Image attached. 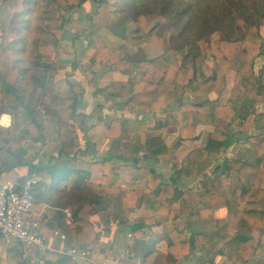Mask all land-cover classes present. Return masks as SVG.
I'll use <instances>...</instances> for the list:
<instances>
[{
	"label": "trees",
	"instance_id": "trees-1",
	"mask_svg": "<svg viewBox=\"0 0 264 264\" xmlns=\"http://www.w3.org/2000/svg\"><path fill=\"white\" fill-rule=\"evenodd\" d=\"M3 1L17 11L23 8L25 2ZM106 8L107 3L101 2L96 14L106 17ZM44 22L42 29L52 39L39 40L34 62L37 68L51 76L57 69L55 56L63 40L67 20L62 15L47 16ZM86 40L82 55L105 68L103 77L111 78L114 73L129 76L133 90L130 97L119 104L121 110L156 113L176 102H183L184 98L194 97L193 101L181 103L180 108L156 117L157 128H180L178 141L169 146L156 140L142 144L122 138V133L127 129L126 119L114 120L110 126L93 125L87 134L88 144L100 150L107 139L114 138L119 153L116 157L121 163L113 164L114 158L105 157L86 160L84 165L79 159L80 138L72 123L80 114L78 99L70 95V91L80 94L82 87L69 79L47 85L44 79L39 88L32 90L26 102L18 87L20 78L27 70L17 65L19 53L22 52L0 41V80L3 85L0 88V116L5 111L12 115L7 134L18 146L11 158L9 148L5 143H0V174L18 166L28 167L30 175L48 171L49 177L37 175L35 192L43 183L55 188L51 205L56 209L74 206L85 198L94 202L97 195L90 183L104 184V193L111 194L116 191L124 175L135 180L147 178L151 191L142 197L132 227L138 238L147 236L143 230L156 223L153 217L158 213H169L171 219L175 220L181 210L198 212L202 220H214L217 234L232 245L229 253L232 263L248 264L257 253L264 233V163L257 166L245 160L225 158L213 173L200 179L202 190L198 193L194 189L183 190L175 183L165 181L163 174L151 166V162L169 156L171 172L177 180L196 179L200 174V164L212 152L210 142H200L194 147L186 145L188 140L199 139L198 126H213L212 138L225 150L234 142V131L248 138L252 130H264V113H259L255 107L264 90L256 70L257 60L264 56V37L259 25L249 23L247 30L237 39L202 38L181 64L174 62L167 54L132 59L121 48L107 46L95 31H90ZM210 58L212 64L208 62ZM226 89H230V95L225 104H214L209 99L214 91ZM29 123L42 132L39 137H34L35 141L48 143V149L54 152L44 165L33 161L32 151L25 147L26 135L30 133L27 129ZM256 152L264 161V139L257 143ZM70 178L72 186L67 188ZM201 199L206 205L198 209ZM44 200L43 197L36 200L37 209ZM175 200H179V209L172 208ZM220 208L227 209L226 217H215L216 210ZM55 212L61 217L59 211L51 209L43 219L42 232L45 235L51 233L49 222ZM97 238L94 226L88 224L77 230L75 241L93 250ZM206 238L199 232L188 235L174 225L169 226V249L181 259H188ZM60 259L65 264H72V258Z\"/></svg>",
	"mask_w": 264,
	"mask_h": 264
},
{
	"label": "crops",
	"instance_id": "crops-1",
	"mask_svg": "<svg viewBox=\"0 0 264 264\" xmlns=\"http://www.w3.org/2000/svg\"><path fill=\"white\" fill-rule=\"evenodd\" d=\"M0 41H3L5 44L13 48L20 49L21 52L24 51V49H22L20 46H13L14 43L11 42V39H0ZM75 46L78 49V44ZM82 52L83 51L79 53L82 54ZM81 64L82 66H80V68H75V63H72V67L64 70L62 69V72L60 73L57 72L58 75H65L66 70L68 74L65 76L71 80L72 83L81 86L83 89V92L80 94L70 91V95L77 97L78 99L80 114L72 120V123L75 125L79 137L80 134L78 131V125H76L78 123L81 124V129H83L85 135H87L93 125L110 126L114 120L126 119L127 129L122 133V138L131 139L142 144L156 140L159 142H165L169 146H173L178 141L180 128L177 126L157 128L155 127L156 117L165 114L171 109L180 108L181 103L183 102L193 101V96L184 98L182 100L183 102H176L170 108L160 110L156 113H129L125 110H121L119 106V104L127 100L132 93L133 86L129 76L121 73H114L111 78H105L102 76L105 68L101 70L102 66L99 63H93L90 60H84ZM86 64L90 65L88 66ZM83 66L89 68L83 70ZM91 73H93L96 77V82L91 81ZM43 74H45V78L47 80L49 77H51L50 73L44 72ZM25 77L27 78L26 73L20 79ZM50 80L48 81L47 85H54L57 82L53 79ZM111 84H117L118 87L120 86L119 89L128 88L129 91L127 94L120 92L117 93L116 91H113V87L108 89L109 85ZM2 86L3 85L0 80V88ZM18 87L23 94L24 100L28 102L33 89L28 85V89L25 87V91L20 88L19 84ZM180 89L181 87L179 90ZM105 91L106 93H110L112 97L107 99L108 101L105 103L104 109L102 108V113L100 112V114L97 113L98 115H96L94 112L96 110V106H91V98L95 99L97 97L98 99L101 95L104 96L103 92ZM226 92L228 91L216 90L209 95V99L214 104H225L229 98L230 92H228V96L224 101H217L216 103L215 100L219 99V96ZM180 94L182 95V91H179V97H181ZM124 95L127 96L125 98H120ZM109 106V109H105ZM11 124L12 115L7 111L3 112L0 116V143H5L6 146H9L8 150L11 152L10 157L12 158V155L18 146L8 137L7 134V130ZM135 124L139 126L137 130L133 128ZM28 125L30 126L27 129L32 132L34 124L29 123ZM214 130L215 128L213 126L200 125L197 129V135L199 136V139L188 140L185 142L189 147H194L200 142H210L212 152L209 158L200 164V174L198 178L182 181L177 180L171 172V161L169 156H165L159 160H153L151 162V166L163 174L165 181L173 182L176 184V186H179L183 190L191 188L196 190L198 193H201L202 189L200 186V179L213 173L216 169V166L221 164V161L225 158L245 160L257 166L263 165V159L256 152V145L264 139V130H252L250 132L251 136L248 138L240 136L234 131L233 133L236 135L234 142L226 150L219 147L217 141L212 138ZM172 134L174 136L171 139ZM25 147L31 150V148L28 146L27 139L25 140ZM80 148H82L81 145ZM86 151H89L92 155L87 159V161L111 157L114 158L112 161L113 164L121 163V161L116 157L119 153L115 146L114 138L107 139L100 150H96L94 147L87 144ZM53 154L54 152H49V156ZM80 154L81 153H79V156ZM64 158L66 159V157ZM17 170H20V172L16 173ZM28 176L31 175L29 174L28 167L26 166H18L8 169L7 171L0 174V187L7 180L12 179L15 181H24ZM91 185H93L95 194L97 195L94 202H91V204L83 209L82 207H79L78 209L66 207L71 208L74 212V222L72 224H68L65 221L62 210L66 208H54L51 204H49L50 200L47 198H44L45 200L43 205H39V209L37 210L41 212L44 208L48 207V211L51 209L60 211L61 217L63 216V221L60 219L61 217L57 216L56 212L50 217L49 224L51 232L53 229L59 228L62 231L68 233L72 242L75 244H83L82 242L76 243L75 241L77 230L84 228L88 224H92L95 228V231L98 233L95 247L92 250L93 258L99 264H135L137 260H142L143 264H233L229 258L232 245L225 242L223 237L217 234V227L214 220H202L198 212L192 213L181 210L180 216L175 220L171 219V214L169 213H158L153 217L156 223L146 226L143 230L147 236L144 238H138L132 230V227L137 219L138 207L142 197L149 194L151 191L147 178L135 180L130 176L124 175L118 182L116 191L112 192L111 194L104 193V184L91 183ZM205 205L206 202L201 199L198 203V209L205 207ZM98 206H100L101 211ZM172 208H180L179 200L173 201ZM104 212H106L105 215L103 214ZM100 214H102V216L104 215L105 221L98 223V219L96 218L97 216H100ZM227 214L228 211L226 208H220L216 210L215 217L224 218L227 216ZM170 225H174L179 230H184L188 235L199 232L206 235L207 238L205 242L199 246V248L194 250L188 259H181L178 255L173 254L169 249ZM68 227L70 229L66 230ZM76 227V230H72ZM24 253L28 254L27 260L23 259ZM0 264H65V262L55 256L41 254L34 248L29 249L18 241L9 239L0 234ZM72 264L84 263L72 260ZM248 264H264V233L262 235L261 244L257 253L251 258Z\"/></svg>",
	"mask_w": 264,
	"mask_h": 264
},
{
	"label": "rangeland",
	"instance_id": "rangeland-1",
	"mask_svg": "<svg viewBox=\"0 0 264 264\" xmlns=\"http://www.w3.org/2000/svg\"><path fill=\"white\" fill-rule=\"evenodd\" d=\"M101 2L107 3L108 15L106 17L96 14V8ZM60 15L64 16L67 22L63 40L59 43L55 56L58 69L52 72L47 80L43 74L44 71L35 66L34 53L40 39H52L51 35L42 29L45 23L44 18ZM249 23L258 24L264 37V0H25L20 11L10 8L4 4L3 0H0V39H11L13 46H20L24 49L22 53H19L17 61L19 67L27 69V78L19 81L23 91L26 90L27 85L32 89L39 88L44 78L47 83L50 79L57 82L68 79L65 76L68 74L66 70L65 75H58L57 72L60 73L62 69L72 67V63H75V68H80L84 60H90L79 53L86 47V39L90 31H95L107 46L121 48L132 59L152 58L167 54L174 62L181 64L200 39H237L247 30ZM76 44H78V49ZM208 62L213 63L211 58ZM83 67V70L89 68ZM102 69H104L103 66ZM256 70L264 87V56L257 60ZM90 79L95 81L96 77L93 73ZM111 87L117 93L127 94L129 91L128 88L119 89L120 86L118 87L117 84L109 85L108 89ZM129 89L131 90L130 87ZM226 91L230 92V89ZM228 92L221 94L215 102L224 101ZM105 93L106 91L103 92L104 96L101 95L98 99L97 97L91 98V106H96L94 111L96 115L104 109L107 99L112 97L110 93ZM255 107L258 112H264V90L255 103ZM109 108L110 106L105 109ZM76 125H78L82 146L79 159L85 165L86 160L92 155L86 151L87 135L81 129L80 123ZM138 127L135 124L133 128L137 130ZM41 133L40 130L33 128L32 132L26 135V139L32 150V160L44 165L49 161L48 143L36 142L34 139ZM173 136L172 134L171 139ZM18 172L20 170L16 171ZM37 175L50 176L48 171L39 172ZM71 180L72 178L67 188L72 186ZM40 185L36 188V200L41 197L47 198L51 204L55 198V188L52 189L51 185L44 183ZM89 186L93 191L95 190L91 183ZM89 204L91 200L85 198L69 207L74 209L82 207L83 209ZM98 208L100 209V206ZM103 214L105 215L106 212ZM104 215L97 216L98 223L105 221ZM60 219L63 221V216ZM68 229L70 228L66 230ZM76 229L77 227L72 230Z\"/></svg>",
	"mask_w": 264,
	"mask_h": 264
},
{
	"label": "built area",
	"instance_id": "built-area-1",
	"mask_svg": "<svg viewBox=\"0 0 264 264\" xmlns=\"http://www.w3.org/2000/svg\"><path fill=\"white\" fill-rule=\"evenodd\" d=\"M37 184V174H32L24 181L7 180L0 187V234L44 255L69 257L84 264H99L93 258L92 250L72 242L68 233L61 229H53L50 235L42 232L48 207L41 212L36 208ZM62 212L65 221L72 224L73 210L66 208ZM23 259H28L27 253L23 254ZM135 264H143V261L137 260Z\"/></svg>",
	"mask_w": 264,
	"mask_h": 264
}]
</instances>
